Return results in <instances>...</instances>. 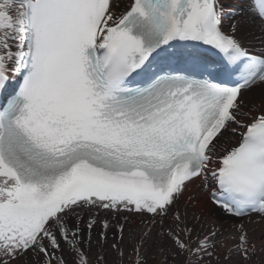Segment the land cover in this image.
I'll return each instance as SVG.
<instances>
[{"label": "snow or ice", "instance_id": "1", "mask_svg": "<svg viewBox=\"0 0 264 264\" xmlns=\"http://www.w3.org/2000/svg\"><path fill=\"white\" fill-rule=\"evenodd\" d=\"M253 92L264 0H0V264H264Z\"/></svg>", "mask_w": 264, "mask_h": 264}, {"label": "bare ground", "instance_id": "2", "mask_svg": "<svg viewBox=\"0 0 264 264\" xmlns=\"http://www.w3.org/2000/svg\"><path fill=\"white\" fill-rule=\"evenodd\" d=\"M248 95H249V98L260 97L259 94H258V92L249 93ZM262 98H263L262 101H259L257 103L256 102H252V105H250V109L253 108V107H255L257 110H262V109L264 110V97H262ZM245 112H248V110L245 109ZM242 119H244V117H242ZM236 139L237 138H233L232 143H235ZM190 195L191 196H194V198L196 200H200L201 202L205 198L204 194H197L196 193V190H195V186L194 185H190L188 191L185 193V198H184V202L185 203H188L189 206H192V204L194 203V201H188L187 198ZM199 207H200V205L197 204V205H195L194 208H192V210H196V208H199Z\"/></svg>", "mask_w": 264, "mask_h": 264}, {"label": "rangeland", "instance_id": "3", "mask_svg": "<svg viewBox=\"0 0 264 264\" xmlns=\"http://www.w3.org/2000/svg\"><path fill=\"white\" fill-rule=\"evenodd\" d=\"M261 98V99H260ZM263 98L262 97H254V98H250V102H249V105H248V108H246V110L249 111L250 109V105H252V102H259V101H262ZM263 110V109H262ZM201 198V197H200ZM191 207V206H190Z\"/></svg>", "mask_w": 264, "mask_h": 264}]
</instances>
